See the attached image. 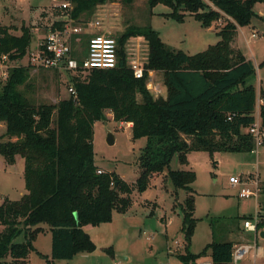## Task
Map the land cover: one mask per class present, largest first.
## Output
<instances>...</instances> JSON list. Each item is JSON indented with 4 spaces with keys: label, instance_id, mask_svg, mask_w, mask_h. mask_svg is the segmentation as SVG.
Instances as JSON below:
<instances>
[{
    "label": "trees",
    "instance_id": "16d2710c",
    "mask_svg": "<svg viewBox=\"0 0 264 264\" xmlns=\"http://www.w3.org/2000/svg\"><path fill=\"white\" fill-rule=\"evenodd\" d=\"M105 0H71L70 15L78 24L84 13L91 14ZM130 2L131 0H125ZM151 8L165 4V14L178 22L192 16L204 28L217 31L219 40L201 52L188 54L168 46L150 26L130 28L117 40L118 63L112 69H95L82 77L70 76L76 90L55 104H34L20 89L30 77V65L23 59L33 33L22 26L21 34L0 25V59L20 61L0 81V122L6 125L0 154L12 164L24 159L26 194L18 200L5 198L0 205V264L10 257L14 264H27L33 241L47 225L52 235L51 259L71 260L80 253H92L96 244L84 227L113 220V213L127 211L134 186L144 192L155 174L167 171L176 190L187 193L183 203L181 231L186 253L178 254L185 264H196L209 251L213 264H230L233 241H212L200 254L189 245L196 226L192 170L171 169L177 154L187 162L190 151L252 152L254 141L249 127L255 122L258 90L253 83L255 63L232 47L239 28L249 26L257 16L256 3L264 0H148ZM59 14L61 10H58ZM218 23V24H217ZM217 24V25H216ZM53 26L63 28L56 21ZM215 27V28H214ZM143 37L148 46L144 77L136 78L127 61L126 42ZM90 34L81 41L87 46ZM73 55L76 56L75 51ZM149 71L161 72L165 95L156 96L148 87ZM259 115L264 124V89ZM132 123V138H146L139 158L140 174L135 185L96 165L94 126L107 119ZM253 219V217H249ZM261 220V219H260ZM262 220L258 228L262 226ZM264 227V226H263ZM24 235L23 242H16ZM114 256L113 248L106 250Z\"/></svg>",
    "mask_w": 264,
    "mask_h": 264
},
{
    "label": "rangeland",
    "instance_id": "374dc122",
    "mask_svg": "<svg viewBox=\"0 0 264 264\" xmlns=\"http://www.w3.org/2000/svg\"><path fill=\"white\" fill-rule=\"evenodd\" d=\"M65 2L71 4L73 9L71 0H0V25L11 26V32L16 35L21 34L22 26L31 28L33 38L30 47H33L38 37L44 35L57 19L62 20L57 7ZM254 10L260 19L256 20L257 30L250 25L245 26L242 28L243 33L238 30L235 38L241 52L256 66V75L252 81L258 90L254 114L257 116L260 92L264 89V3H256ZM170 12L171 9L165 4H157L151 8L148 0H105L91 14H82L81 20L88 19V23L100 22L99 27H88L87 32L103 33L117 40L130 28L150 26L160 34L168 46L191 55L206 50L209 45L219 40L215 29L202 27L192 16H186L184 21L178 22L165 15ZM253 32L257 33V37H252ZM78 42L77 45H80L79 49L82 50L86 45L82 41ZM234 43L235 40V46ZM237 46L235 47L238 48ZM125 50L128 63L137 59L144 65L147 61L148 46L143 37H130ZM11 64L9 67L0 64L1 84L6 82L10 70L13 69V62ZM23 64L28 65L26 57ZM29 72L30 77L19 89L34 104H55L71 96L68 90V75L32 66ZM152 81L159 86L161 94L165 95L163 74L154 71ZM120 125L121 123L115 121L108 112L105 121L96 122L95 161L101 170L113 172L127 183L135 185L140 174L139 158L147 139H133L128 123L123 127ZM109 132L115 136L113 144L107 141ZM5 133L6 125L0 122V142L8 139L4 136ZM170 168L192 170L196 173L192 188L195 196L194 217L197 223L189 245L192 254H200L214 240L230 241L235 228L240 226L242 230L245 220H251L249 217L255 220L257 216L260 218V215H264V190L256 197L241 198L242 186H233L230 183L231 176L240 178L258 173L260 178L256 175L264 188V150L214 151L212 154L208 151H190L186 163H181L176 154L170 162ZM167 171L155 174L144 192H139L134 186L131 204L126 212L115 210L111 222L85 229L96 244L94 252L80 253L71 260H56L57 264H185L178 254L186 253L185 235L181 231V203L187 194L184 190H176L173 187L167 177ZM24 194L26 189L23 157L18 155L12 164H8L0 154V205L5 198L18 200ZM263 226L264 224L259 227L256 235L252 233L251 238L246 237L242 242H252L256 237L258 245L264 248V238L260 236ZM2 229L3 226L0 225V230ZM24 240L22 234L15 241ZM33 247L35 249L31 251L27 264H48L45 255L38 251L49 253V229L38 235L33 241ZM110 247L113 248L114 256L106 251ZM123 257H128L129 260L126 261ZM205 260H210L209 251L199 258L197 263ZM6 262L14 264L10 257L6 258Z\"/></svg>",
    "mask_w": 264,
    "mask_h": 264
},
{
    "label": "built area",
    "instance_id": "2783aa9c",
    "mask_svg": "<svg viewBox=\"0 0 264 264\" xmlns=\"http://www.w3.org/2000/svg\"><path fill=\"white\" fill-rule=\"evenodd\" d=\"M57 9L62 10L61 21L64 23L63 28L51 26L47 29L46 33L37 40L35 46L30 47L26 59L27 64L40 69H52L58 74H65L70 76H85L95 69H112L118 63V42L117 39L103 33L87 32L88 27H99L100 22L88 23L86 26L83 24H75L72 19L71 4L65 2L58 6ZM56 21H60L57 19ZM55 21V22H56ZM54 22V23H55ZM53 23V24H54ZM90 34L87 46L82 50L79 49L83 33ZM252 37H257V33L253 32ZM79 49V50H78ZM75 51L76 56L73 55ZM7 55H3L0 59V64L4 67H9L13 62V67L20 65V61H9ZM6 61V62H5ZM129 66L132 68L136 78L144 77V65L137 59L130 61ZM148 87L156 96L161 95V90L158 85L152 81L154 71H149ZM68 90L71 96L76 97V90L72 84H68ZM258 115L255 116V122L249 127L248 132L254 141V151L258 149L264 150V124ZM120 127H123L127 122H120ZM129 124V123H128ZM103 170L99 169L98 173ZM230 183L234 186H242L240 190L241 198H249L257 196L262 186L260 185L259 178L256 174H248L244 177H230ZM260 218L245 220L244 228L253 232L255 235L258 233V224ZM252 256L253 262L246 263V259ZM264 257V252L261 246L258 245L256 237L252 242L234 243L233 257L230 264H257V260ZM115 264H122L117 262ZM200 264H213L211 260L202 261Z\"/></svg>",
    "mask_w": 264,
    "mask_h": 264
},
{
    "label": "crops",
    "instance_id": "0c3cea01",
    "mask_svg": "<svg viewBox=\"0 0 264 264\" xmlns=\"http://www.w3.org/2000/svg\"><path fill=\"white\" fill-rule=\"evenodd\" d=\"M259 15L257 14V16L253 19V21H252V23L250 24V26L252 27V28H254V29H256L257 28V26H258V24L256 23V20H259L260 21V19L259 18H257ZM243 28V27H242ZM242 28H239V30H241V32L243 33V30H242ZM38 30V28H34V30ZM209 29H213V28H209ZM253 29V31H255ZM257 30V29H256ZM43 36V35H42ZM42 36H40V37H42ZM40 37H38V38H40ZM235 40V46H237V39L235 38L234 39ZM234 45H233V42H232V47L233 48H236ZM238 47V46H237ZM236 49H240L239 47L238 48H236ZM248 59H250L249 57H247ZM260 86V85H259ZM261 87V86H260ZM259 106L261 105V103L263 102L262 100H261V98L259 99ZM110 116H112V114L111 113H108ZM130 127H131V129H132V123H129L128 124ZM252 174H254V173H252ZM258 176H259V174L258 173H256ZM259 178H260V176H259ZM234 186V185H233ZM264 186V185H263ZM263 188V187H262ZM264 190V188L263 189H261V191H260V193L262 192ZM259 193V194H260ZM187 194V193H186ZM258 194V195H259ZM257 195V196H258ZM187 196V195H186ZM256 197V196H255ZM260 219L262 220V222H264V215L262 214V215H260ZM41 227H42V229H43V231L42 232H40L38 235H40L41 233H44L45 231H47V229H49V227L47 226V225H41ZM89 227H91V225H87V226H85L84 227V229H87V228H89ZM243 228H242V230H241V227L240 226H238L237 228H235V230L233 231V234H232V236H231V239H230V241H233L234 243H245V242H242L243 240H245V238L246 237H249V238H251L252 236H251V234L253 233V232H251V231H248V230H246L245 228H244V226H242ZM264 230V228L263 229H261V232ZM50 231V230H49ZM261 232H260V234H261ZM38 235H37V237L35 238V239H37L38 238ZM261 236V235H260ZM262 237V236H261ZM262 238H264V237H262ZM253 239V238H252ZM35 247V246H34ZM262 247V246H261ZM35 249V248H34ZM262 249H263V252H264V248L262 247ZM37 250V249H36ZM51 250H52V235H51V249L49 250V253H46V254H44V253H42L41 251H38V253H40V254H42V255H45L44 257H45V259L46 260H50L51 259ZM123 259H125L126 261L127 260H129V258L128 257H123ZM27 261H30V254H29V257H28V259H27ZM251 262H253V258H252V256H249L247 259H246V263H251ZM116 263V262H115ZM53 264H57V262H56V260L53 262ZM257 264H264V257L263 258H260V259H258L257 260Z\"/></svg>",
    "mask_w": 264,
    "mask_h": 264
},
{
    "label": "water",
    "instance_id": "95a60500",
    "mask_svg": "<svg viewBox=\"0 0 264 264\" xmlns=\"http://www.w3.org/2000/svg\"><path fill=\"white\" fill-rule=\"evenodd\" d=\"M107 141L109 144H113L115 142V136L113 135V133L111 132L108 133ZM260 235L264 237V230L261 232Z\"/></svg>",
    "mask_w": 264,
    "mask_h": 264
}]
</instances>
